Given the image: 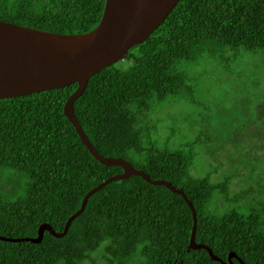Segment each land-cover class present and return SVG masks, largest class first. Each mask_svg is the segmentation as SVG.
I'll return each instance as SVG.
<instances>
[{"label": "trees", "instance_id": "16d2710c", "mask_svg": "<svg viewBox=\"0 0 264 264\" xmlns=\"http://www.w3.org/2000/svg\"><path fill=\"white\" fill-rule=\"evenodd\" d=\"M105 0H0V19L60 33H85L102 17ZM243 53H261L264 0H179L166 19L124 60L90 77L74 113L94 147L182 188L197 213L195 239L227 262L264 264V200L249 189L232 192L235 172L213 180L191 171L194 141L172 145L154 138L165 104L193 93L189 67L215 62L225 72ZM200 76V75H199ZM77 84L0 99V235L35 237L42 223L62 232L85 194L122 172L99 162L64 115ZM219 201V210L211 205ZM192 211L182 195L141 176L111 181L58 237L40 243L0 239V264H80L103 249L109 264H222L205 248L190 249ZM233 257L234 264H243Z\"/></svg>", "mask_w": 264, "mask_h": 264}, {"label": "water", "instance_id": "95a60500", "mask_svg": "<svg viewBox=\"0 0 264 264\" xmlns=\"http://www.w3.org/2000/svg\"><path fill=\"white\" fill-rule=\"evenodd\" d=\"M178 1L105 0L100 22L85 33L53 32L0 19V99L59 89L76 83V89L63 106L64 115L99 162L122 168V172L106 178L85 194L80 208L68 218L62 232H56L50 224L42 223L35 237L9 238L0 235L1 240L40 243L45 231L61 237L68 231L70 223L84 211L94 192L111 181L136 175L151 184L164 185L186 200L193 217L188 250L205 248L213 260L234 264L232 258L237 257L234 251L229 252L225 262L210 247L196 241L197 213L182 188H176L166 180L151 179L148 173L135 168L123 158L102 155L74 113V102L85 91L90 77L124 60L131 48L143 43L158 28Z\"/></svg>", "mask_w": 264, "mask_h": 264}, {"label": "rangeland", "instance_id": "374dc122", "mask_svg": "<svg viewBox=\"0 0 264 264\" xmlns=\"http://www.w3.org/2000/svg\"><path fill=\"white\" fill-rule=\"evenodd\" d=\"M260 53H243L225 72L215 62L189 67L200 80L194 94L202 104L187 97L168 103L153 117L158 119L154 138L160 143L169 137L172 145L194 141L195 160L191 171L205 175L214 168L213 180L235 172L232 192L249 189L252 201L264 200V66ZM200 75V76H199ZM221 203L211 207L219 210ZM103 249L91 253L80 264H109ZM134 253L124 264H138Z\"/></svg>", "mask_w": 264, "mask_h": 264}]
</instances>
